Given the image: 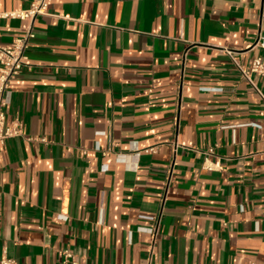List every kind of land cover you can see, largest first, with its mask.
<instances>
[{"label":"crops","instance_id":"crops-1","mask_svg":"<svg viewBox=\"0 0 264 264\" xmlns=\"http://www.w3.org/2000/svg\"><path fill=\"white\" fill-rule=\"evenodd\" d=\"M25 27L1 19L0 47ZM34 32L7 88L0 258L264 264V102L227 53H264V0H48Z\"/></svg>","mask_w":264,"mask_h":264},{"label":"built area","instance_id":"built-area-1","mask_svg":"<svg viewBox=\"0 0 264 264\" xmlns=\"http://www.w3.org/2000/svg\"><path fill=\"white\" fill-rule=\"evenodd\" d=\"M47 11L48 0H33L27 10L0 12V20L15 19L26 22V27L20 37L14 38L9 45L0 47V151L4 147L5 141L7 139L17 137L21 134V123L18 119H14L10 126H5L4 108L7 104V88L9 83L19 76L25 65V61L27 59L26 52L29 48L30 42L35 36L34 25L36 18L39 16L47 15ZM256 44H259L262 50H264V38H261V41H257ZM227 53L233 65L240 73L241 77L251 85L260 100L264 102V87H257L252 82L251 78L253 75H255L264 80V53H262L261 56L254 58L251 64L247 67L242 66L236 60V58L232 56V52L230 50H227ZM40 141L45 142L44 139H40ZM173 147L175 151L177 147V141L173 143ZM154 151L155 148H150L145 152L153 153ZM173 167L174 158L170 161L168 166L167 185L161 199L162 205L165 201V196L167 193L169 181L172 176ZM161 213L162 208L157 215L145 217L146 220L152 222V227L146 230L151 239L148 253V263L151 262L152 254L155 250ZM60 254V264H79L76 255L70 252L68 249L61 251ZM0 264L17 263L13 259L1 257Z\"/></svg>","mask_w":264,"mask_h":264}]
</instances>
